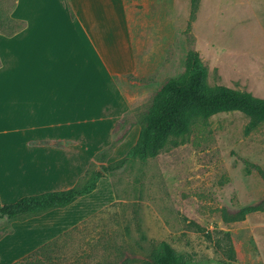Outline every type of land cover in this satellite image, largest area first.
<instances>
[{
	"label": "rangeland",
	"instance_id": "1",
	"mask_svg": "<svg viewBox=\"0 0 264 264\" xmlns=\"http://www.w3.org/2000/svg\"><path fill=\"white\" fill-rule=\"evenodd\" d=\"M48 2L0 0V71L13 66L9 58H15L13 74L0 79V184L10 178L18 184L0 189V205L23 195L83 185L92 171L124 158L160 102V88L169 79L155 86L143 101H133L134 106L126 108L116 127L109 128L111 140L95 149L92 142L98 140L99 130L101 136L106 134L108 126L104 124L111 122L112 111L106 108L101 85L89 69L71 60L78 53L77 41L64 29L60 10L49 8ZM197 14L188 20L186 30L187 41L193 39L195 49L192 27ZM53 52L55 58L49 56ZM202 58L210 88L224 84L253 93L264 84L257 69L228 75L213 64L215 58ZM44 63L52 69L60 66L62 93L56 97L43 91V100L53 104L37 118L67 113L66 124L71 130H81L84 137L92 129L98 130L87 137L91 141L27 142L19 135L13 137L7 128L11 119L30 124L31 110L22 107L11 112L12 101L8 100L33 96L27 82L30 79L32 87L34 81H46L45 75L51 72L45 73ZM93 82L97 84L92 86ZM82 86L91 92H83ZM261 95L257 97L264 98ZM248 121L240 111L195 119L188 132L171 136L158 155L130 158L121 169L105 175L89 197L74 205L25 218L0 219V264H14L60 235L52 254L55 264H152L161 254L163 242H168L185 264H264V210L238 218L245 207L264 206V123L247 134ZM58 149L68 161L58 159L54 153ZM70 162L81 164L85 173L69 174L66 168ZM64 169L63 176L53 174ZM28 170L29 179L18 181ZM11 250L17 254L9 253Z\"/></svg>",
	"mask_w": 264,
	"mask_h": 264
},
{
	"label": "crops",
	"instance_id": "2",
	"mask_svg": "<svg viewBox=\"0 0 264 264\" xmlns=\"http://www.w3.org/2000/svg\"><path fill=\"white\" fill-rule=\"evenodd\" d=\"M48 3H44L45 7L53 6L60 10L61 19L65 22L63 28L68 30L69 35L73 34L77 41L78 53L76 57L73 53L75 58L71 60L76 59L83 68L89 69L91 77L101 85L103 100L108 102L106 108L112 111L109 115L111 122L104 124L108 126L106 134L101 136L99 130L98 140H92L95 141L92 142V146L100 149L111 140L109 128L116 127L124 117L126 108L134 106L133 101L138 104L163 80L178 76L185 70L189 50L186 30L189 26L188 20L191 19L192 0H49ZM192 30L197 50L204 58H215L213 64L224 74L232 75L234 71L257 69L262 72L259 78L264 80V0H201L196 24ZM49 56L55 58L56 55L53 52ZM10 60L13 66L0 71V79L13 74L15 58H9V63ZM44 67L45 73L51 72L45 75L46 81L43 83L34 81L31 87L28 79V92L30 89L33 92L31 98L26 97V101V98L21 99L17 96V99L8 100L12 101L11 112H16L22 107L31 110L30 124L24 126L21 125L19 118L16 121L11 119V126L7 128H11L13 137L14 134L19 135L27 142L49 140L54 143L68 138L87 141L89 139L87 137L98 130L92 129L85 135L86 137L82 135L81 130L80 132L71 130L66 124L67 113L45 120L37 118L43 109H48L50 104H53L43 100V91H48L56 97L62 93L60 66L52 69L51 64L47 67L44 63ZM27 73L29 75V68ZM97 83L93 82L92 86ZM260 87L253 90L254 95L264 94V84ZM82 91L91 92L83 86ZM1 102L0 97V104ZM54 153L59 155L58 159L68 158L66 154L63 155L64 151L61 149ZM7 155L9 158L17 157ZM66 169L63 172L55 170L53 174L63 176L66 174L65 170L69 174H81L86 171L81 164L72 162ZM30 175L28 170L17 180L29 179ZM62 178L64 177L59 179ZM14 179L10 178L1 183L0 189L5 188V184L12 183L17 186ZM89 196L79 198L64 208L52 210L66 209ZM8 202L13 201L4 203ZM9 253L17 254L13 250Z\"/></svg>",
	"mask_w": 264,
	"mask_h": 264
},
{
	"label": "trees",
	"instance_id": "3",
	"mask_svg": "<svg viewBox=\"0 0 264 264\" xmlns=\"http://www.w3.org/2000/svg\"><path fill=\"white\" fill-rule=\"evenodd\" d=\"M200 5L201 0H192V19L196 17ZM188 42L190 48L183 74L167 79L161 86L160 102L147 116L136 143L124 158L92 171L83 185L25 195L16 201L1 204L0 219L39 215L52 209L64 208L79 198L91 195L105 175L121 169L130 158L146 159L158 155L171 136L188 132L195 119L209 118L221 112L240 111L249 118L245 128L247 134L264 123V98L249 91L230 89L224 84L215 88L208 87L205 61L193 47V39L188 38ZM255 210H264V206L245 207L239 212L238 218L244 219L248 212ZM61 237L44 243L14 264H55L56 258L52 254L58 248ZM152 264L185 263L168 242H163L162 252Z\"/></svg>",
	"mask_w": 264,
	"mask_h": 264
}]
</instances>
